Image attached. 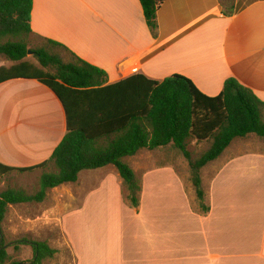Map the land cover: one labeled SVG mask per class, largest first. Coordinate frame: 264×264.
Segmentation results:
<instances>
[{
	"label": "crops",
	"instance_id": "crops-1",
	"mask_svg": "<svg viewBox=\"0 0 264 264\" xmlns=\"http://www.w3.org/2000/svg\"><path fill=\"white\" fill-rule=\"evenodd\" d=\"M223 11L219 0H168L154 36L140 0H33L31 37L57 42L104 70L107 85L135 74L155 81L181 74L217 96L235 78L264 102V0ZM2 59L0 67L13 65ZM66 133L65 109L49 88L25 79L0 85L1 164L41 165ZM175 151L170 145L130 157L161 159L139 168L128 163L142 180L138 208L126 200L113 166L83 171L76 183L51 190L67 197L47 216L73 264H264V145L229 147L211 163L217 168L204 189L207 215L196 209Z\"/></svg>",
	"mask_w": 264,
	"mask_h": 264
},
{
	"label": "trees",
	"instance_id": "trees-1",
	"mask_svg": "<svg viewBox=\"0 0 264 264\" xmlns=\"http://www.w3.org/2000/svg\"><path fill=\"white\" fill-rule=\"evenodd\" d=\"M168 0H140L147 25L157 35V14ZM33 0H0V57L13 63L0 67V85L17 79L35 80L49 88L62 103L67 116V133L49 160L30 168H14L0 163V180L18 173L45 170L40 190L29 194L22 189L0 193V264L10 259L2 224L11 206L42 203L49 191L74 184L83 171L113 166L126 189V200L138 208L142 180L125 161L142 150L172 146L189 162L191 183L196 192L197 210L210 212L205 204L202 169L218 160L236 139L255 135L264 138V102L235 78H229L217 96L202 93L181 74L163 81L135 74L107 85V73L52 40L33 51L37 63L28 60L33 34ZM232 14V13H229ZM63 49L69 61L56 53ZM190 140L209 142L204 155L193 161ZM31 246L33 258L12 264H43L58 253L46 242L27 239L15 244Z\"/></svg>",
	"mask_w": 264,
	"mask_h": 264
},
{
	"label": "rangeland",
	"instance_id": "rangeland-1",
	"mask_svg": "<svg viewBox=\"0 0 264 264\" xmlns=\"http://www.w3.org/2000/svg\"><path fill=\"white\" fill-rule=\"evenodd\" d=\"M257 0H219L224 13L229 14L238 11ZM46 45L44 40L39 38L31 37L29 40V49L32 54H29L28 60L37 63L33 57V51L37 48H41ZM64 61H69V55L63 49H55ZM2 60H5L4 57ZM264 145V138H259L255 135L249 136L245 139H236L231 144L230 148H237L244 150L247 148H259ZM211 146L209 142H197L196 140H190L188 150L191 154V159L196 161L200 159L204 153H206ZM176 150V149H175ZM178 165L179 168L189 174L191 182V170L188 160L185 159L183 154L178 150ZM145 151L141 154H144ZM169 154L171 152H168ZM130 158L126 162L133 165V167H147L149 165L160 162V158ZM214 168H217L213 164H209L202 169V186L206 189L211 175L214 172ZM43 173H56V169L53 165H50L47 169L37 171L28 174H12L5 179L0 180V193L8 189H22L29 194H35L40 190V179ZM187 178V176H186ZM192 184V183H191ZM67 202V197L64 193L57 194L55 191H50L48 197L43 203H30L15 207H10L5 220L2 224L4 233V239L7 245V251L10 254V259L6 264H12L15 262H26L33 258V250L31 246L20 245L17 249L15 244L23 239H27L33 242H46L53 249L58 250V253L52 259H47L43 264H73L72 258L70 257L69 248L65 245V241L60 234L59 226L55 223V218L47 216L52 207H58ZM59 203V204H58Z\"/></svg>",
	"mask_w": 264,
	"mask_h": 264
},
{
	"label": "water",
	"instance_id": "water-1",
	"mask_svg": "<svg viewBox=\"0 0 264 264\" xmlns=\"http://www.w3.org/2000/svg\"><path fill=\"white\" fill-rule=\"evenodd\" d=\"M29 54H32V52H29Z\"/></svg>",
	"mask_w": 264,
	"mask_h": 264
}]
</instances>
